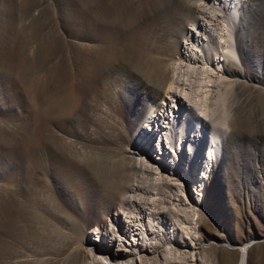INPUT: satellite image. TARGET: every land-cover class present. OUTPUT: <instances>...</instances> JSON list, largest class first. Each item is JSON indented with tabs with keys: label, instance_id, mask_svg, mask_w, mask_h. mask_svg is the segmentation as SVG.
<instances>
[{
	"label": "bare ground",
	"instance_id": "obj_1",
	"mask_svg": "<svg viewBox=\"0 0 264 264\" xmlns=\"http://www.w3.org/2000/svg\"><path fill=\"white\" fill-rule=\"evenodd\" d=\"M258 1L148 0L141 6L143 9L129 2L128 15L119 23V19L114 21L113 1L105 0L94 12L95 16L92 14V35L81 34L70 45L77 44L79 49L75 53L68 49V59H58L56 64L61 48L53 44L45 51L49 69L41 75L42 80H38L41 73L33 79L31 76V88L37 94L41 92L48 105L49 117L44 126L51 131V138L38 131L35 123L33 149L55 138L64 140L74 151L84 147L80 141L66 136L71 126L54 123L58 99L66 95L72 97V105L78 109L85 106L90 114L88 120L111 138L99 140L113 159H106L101 168L88 171L81 159H71L65 149L60 159H17L15 167L19 171L27 169L28 177L31 172L37 173L29 188L45 186L54 191L51 196L54 205H60L80 231L77 242L88 254L86 264H107L104 260H111L109 264H184L188 261L183 249L189 243L156 230L155 221H166L167 216L178 220V213L170 211L171 206L177 208L171 188L177 184L174 180L183 181L176 168L165 161L159 163L155 155L159 150L160 159H168L171 151L176 150V159H186V150V155L188 151L192 159H199L202 148L209 143L210 129L218 148L222 145L226 149L233 140L224 117L226 102L219 100L223 98V89H229L226 88L231 83L229 79L247 77L251 67L249 55L244 52L247 45L244 33L250 20L263 11ZM137 18L141 21H135ZM146 54L151 57L147 66L142 64ZM67 64L71 67L67 68ZM117 68H125L127 74L116 75ZM139 143L144 145L140 147ZM215 159L217 162L218 157ZM120 168H130L128 181L124 176H115ZM39 170L44 171L42 176ZM153 174L157 177L150 185L141 184L142 179H149ZM212 176L213 169L207 185H201L202 196L206 193L205 202L210 199ZM53 178L64 188L60 190L62 196L52 185ZM159 195L162 197L158 199ZM7 204L0 218L3 234L14 226L19 210L16 200L12 214L7 213ZM121 214L127 215L125 220ZM104 217H108L107 222L102 220ZM144 217L150 227L141 221ZM126 222L128 227L124 225ZM90 226L93 230L88 231ZM130 230L140 237L132 234L136 237L130 239ZM93 234L97 237L93 238ZM99 240L103 246L97 245ZM112 240L122 241L118 254L113 252ZM8 244L0 237L3 253L13 249L14 245L10 250ZM129 245L135 246L134 250L127 249ZM247 251V246L242 247L238 264H247ZM25 256L20 263L40 260L33 255Z\"/></svg>",
	"mask_w": 264,
	"mask_h": 264
},
{
	"label": "rangeland",
	"instance_id": "obj_2",
	"mask_svg": "<svg viewBox=\"0 0 264 264\" xmlns=\"http://www.w3.org/2000/svg\"><path fill=\"white\" fill-rule=\"evenodd\" d=\"M99 1L0 0V218L5 212V202L9 203L6 208L9 214H12V205L16 200L19 207L10 233L6 232L4 236L0 224V237L9 242L8 249L11 250L14 245L10 253H3L0 245V264H23L19 262L23 254L24 257L33 255L36 260L40 259L32 264H86L89 261L85 248L77 242L80 237L79 229L64 214L60 205H54L51 198L54 191L45 186L29 188V183L36 180L37 173L31 172L28 177L27 169L19 171L15 166L17 159H60L62 150L65 149L71 159H81L82 166L91 171L101 168L106 159H113L99 140L101 137L107 140L111 138L88 120L90 114L86 112L85 106L78 109L72 105V97L66 95L58 99L54 123L71 126L66 136L80 141L84 147L74 151L64 140L55 138L51 142H41L38 148L33 149L35 123L38 131L45 133L47 137L51 138V131L44 126L45 119L49 117L48 105L41 97L42 93L39 92L41 94L38 95V91L31 88L32 79L35 74L41 73V76L47 73L49 65L46 50L49 46L61 48L55 58L57 64L59 60L68 59V49L74 53L79 49L77 44L70 45L77 42L81 34L92 35L94 12L98 6L101 7V1L105 0ZM112 1L114 21L119 19V23L126 17L129 2H135L138 9H143L144 6H141L148 2ZM258 5L263 10L262 13L255 15V20H250L244 33L247 44L244 52L251 61L247 77L230 78L231 83L226 87L229 89H223L224 99L219 100L220 103L226 102L223 104L226 110L223 111L227 113L224 112L223 115L226 117V124H229L233 140L226 149L222 145L218 148L212 141L210 129L207 133L209 143L202 148L199 159H192L188 151L186 155V150V159H176V150L171 151L168 159H160L159 150L155 155L159 158V163L165 161L176 168L183 181L180 183L174 180L177 184L171 188L177 208L171 206L170 211L178 213V220L167 216L166 221H155L158 224L155 226L159 232L163 231L185 244L189 243L191 247L183 249L188 260L184 264H238L244 246L248 248L247 264H264V0H259ZM135 21L140 22L141 19L137 18ZM150 60V55L146 54L142 64L147 66ZM68 67L71 65L67 64ZM117 70L118 76L127 74L125 68ZM42 78L41 76L38 80ZM35 91L37 96L34 95ZM143 145L139 143L140 147ZM177 150L182 152L180 148ZM218 151L220 154L215 155ZM217 157L218 161L215 162ZM129 169L120 168L114 174L117 178L124 176L128 181ZM212 169V191L209 202H205L206 193L202 196L201 185H207ZM40 171L42 176L44 171ZM204 175H207L205 180ZM155 177L157 176L153 174L149 179H142L141 184L148 186ZM53 180L52 185L62 196L60 190L64 188L59 187L60 182L54 178ZM156 197L159 199L162 196ZM126 216L121 214L123 220ZM144 218L141 221L145 227H150L147 217L145 220ZM102 220L107 222L108 217ZM124 225L128 227V222ZM87 230H93V226ZM132 234L140 237L130 230V239L136 237ZM89 235L92 236L90 233ZM96 237L93 234V238ZM121 242L112 240L115 254L119 253ZM96 243L98 246L104 245L101 240ZM134 248L133 245L127 247L130 250ZM163 248H167V245ZM12 255L15 257L11 258ZM135 257L139 263V256ZM15 260L17 261L13 263ZM104 261L109 264L111 260Z\"/></svg>",
	"mask_w": 264,
	"mask_h": 264
}]
</instances>
